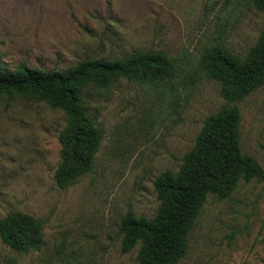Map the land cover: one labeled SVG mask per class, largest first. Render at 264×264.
<instances>
[{
  "label": "rangeland",
  "instance_id": "1",
  "mask_svg": "<svg viewBox=\"0 0 264 264\" xmlns=\"http://www.w3.org/2000/svg\"><path fill=\"white\" fill-rule=\"evenodd\" d=\"M262 30L264 11L249 0H0L8 69L25 62L64 70L85 57L146 50L182 57L192 69L214 44L247 53ZM186 81L177 101L126 78L94 91L103 140L94 170L67 187L55 179L65 112L0 94V218L21 210L45 221L41 249L18 252L0 237V264H139V244L121 248L123 217H154L156 177L180 168L205 118L226 101L218 82ZM238 105L243 150L264 167V85ZM176 264H264V180H241L225 200L209 195Z\"/></svg>",
  "mask_w": 264,
  "mask_h": 264
},
{
  "label": "trees",
  "instance_id": "2",
  "mask_svg": "<svg viewBox=\"0 0 264 264\" xmlns=\"http://www.w3.org/2000/svg\"><path fill=\"white\" fill-rule=\"evenodd\" d=\"M264 11V0H249ZM193 73V74H192ZM219 83L225 103L209 114L192 148L176 171L155 179L160 204L154 217L128 212L120 224L121 248L139 244V264H176L187 253L189 235L209 195L225 200L241 180H264V167L244 152L242 112L238 101L264 85V30L245 54L214 44L199 64L186 68L182 57L164 50L137 51L122 58L85 57L64 70L19 63L8 69L0 54V94L45 101L67 116L59 140L61 162L55 171L67 187L94 170L103 132L91 113L94 91L111 90L122 78L158 90L177 101L178 85L188 78ZM43 218L12 210L0 218V237L11 249L26 253L44 244Z\"/></svg>",
  "mask_w": 264,
  "mask_h": 264
}]
</instances>
